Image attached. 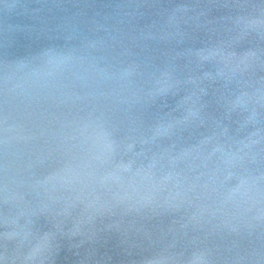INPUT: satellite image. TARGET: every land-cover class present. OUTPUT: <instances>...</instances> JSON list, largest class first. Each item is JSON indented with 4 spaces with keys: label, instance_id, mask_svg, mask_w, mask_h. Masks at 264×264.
I'll use <instances>...</instances> for the list:
<instances>
[{
    "label": "water",
    "instance_id": "obj_1",
    "mask_svg": "<svg viewBox=\"0 0 264 264\" xmlns=\"http://www.w3.org/2000/svg\"><path fill=\"white\" fill-rule=\"evenodd\" d=\"M0 264H264V0H0Z\"/></svg>",
    "mask_w": 264,
    "mask_h": 264
}]
</instances>
